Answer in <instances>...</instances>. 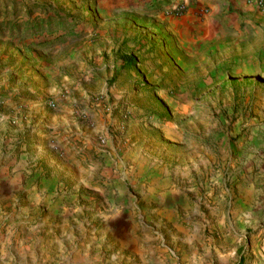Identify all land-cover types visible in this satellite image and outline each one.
<instances>
[{
    "label": "rangeland",
    "instance_id": "obj_1",
    "mask_svg": "<svg viewBox=\"0 0 264 264\" xmlns=\"http://www.w3.org/2000/svg\"><path fill=\"white\" fill-rule=\"evenodd\" d=\"M158 2L0 0V264H264V67L236 83L163 71ZM119 50L135 56L122 78L94 70ZM72 121L117 143L122 173Z\"/></svg>",
    "mask_w": 264,
    "mask_h": 264
},
{
    "label": "crops",
    "instance_id": "obj_2",
    "mask_svg": "<svg viewBox=\"0 0 264 264\" xmlns=\"http://www.w3.org/2000/svg\"><path fill=\"white\" fill-rule=\"evenodd\" d=\"M158 1V7L165 8L157 14L156 20L163 24L165 30L173 37V43L168 50L159 49L158 46V57L169 66L165 67L163 71L170 69L173 75H181V77L184 75L191 80L205 78L211 81L215 77H221L236 83L245 76H256L264 67V0H166L164 4L163 1ZM179 1L183 2V13L180 15L168 13L167 10ZM161 3L163 6H160ZM157 9L156 11H158ZM114 52H117V47L114 48ZM97 53L100 56V50L99 52L97 50ZM134 57L131 51L122 52L119 50L118 60L114 66L108 65L107 61H102L99 57L94 70L99 72L106 66L114 67L116 70L119 66L121 69L114 79L118 81L125 75V69L135 65ZM129 60H133L134 65L125 67V61ZM231 63L237 64L234 72ZM132 81L133 79L130 78L126 80L128 84ZM191 86L194 85L188 84L187 88H191ZM216 88L218 87L216 86ZM134 94L136 91L132 90L131 95ZM174 103L176 104V102H170V105H175ZM126 104L132 105L128 100L120 102L119 111ZM136 105V108L141 107L138 109V113L146 109L140 101ZM91 109H93L92 106ZM160 113H164L162 109L158 112L159 115ZM95 116V114L92 115V117ZM98 121H101L100 115ZM68 127L83 139L84 147H94L97 156L104 158V165L110 167L107 170L109 173H112L110 169H115L117 165L120 169L118 172L122 173L125 158L120 151H117V143H114L115 148L112 143L98 148L94 139L97 129L88 130L84 124L76 121L69 123ZM0 128V131H3V126ZM8 141L10 140L7 138L0 139V150H5V147H1V145H7ZM6 147L9 148V146ZM65 157L67 158V156ZM70 158L73 159V156ZM138 159L142 160L141 154ZM148 165L150 166L149 163ZM139 166L142 167L140 163ZM149 166L145 175L150 184L153 182L157 188L169 185L171 180L166 176L164 170L149 168ZM113 173L116 174L115 171ZM9 185L7 179L0 180L1 190L6 189Z\"/></svg>",
    "mask_w": 264,
    "mask_h": 264
},
{
    "label": "built area",
    "instance_id": "obj_3",
    "mask_svg": "<svg viewBox=\"0 0 264 264\" xmlns=\"http://www.w3.org/2000/svg\"><path fill=\"white\" fill-rule=\"evenodd\" d=\"M184 11V5L182 1L177 2L175 5L171 6L167 12L173 15H180L182 14ZM51 107H53V105H50Z\"/></svg>",
    "mask_w": 264,
    "mask_h": 264
},
{
    "label": "trees",
    "instance_id": "obj_4",
    "mask_svg": "<svg viewBox=\"0 0 264 264\" xmlns=\"http://www.w3.org/2000/svg\"><path fill=\"white\" fill-rule=\"evenodd\" d=\"M123 61H124V58H123ZM132 65H134V61L133 60H129L127 62L125 61V63H124L125 67H130ZM236 264H243V260L241 258H239V260L237 261Z\"/></svg>",
    "mask_w": 264,
    "mask_h": 264
}]
</instances>
